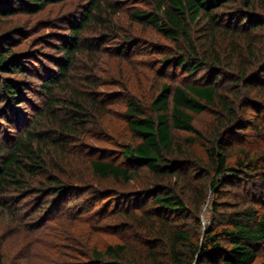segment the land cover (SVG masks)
<instances>
[{
	"label": "trees",
	"instance_id": "16d2710c",
	"mask_svg": "<svg viewBox=\"0 0 264 264\" xmlns=\"http://www.w3.org/2000/svg\"><path fill=\"white\" fill-rule=\"evenodd\" d=\"M68 1L0 0V24L17 12L36 14ZM85 1L66 23L69 33L51 35L54 56L41 54L54 70L27 71L29 59L13 53L11 32H0L1 127L27 120L20 108L24 87L1 74L39 79L46 98L21 135L0 142V209L11 218L16 208L28 238L48 232L56 217L80 219L68 252L55 250L45 264H65L62 258L70 264H264V0H150L151 11L125 13L113 0ZM127 13L130 23L174 45L163 49V77L184 76L150 88L147 100L126 95L124 128L112 135L105 123L111 96L100 93L105 80L89 68L79 76L78 56L112 52L104 46ZM88 30L96 36L85 37ZM123 39L113 49L118 54L138 45ZM204 113L214 120L208 133L195 128ZM95 126L117 139L115 154L87 144L101 142ZM78 147L88 150L84 160ZM143 171L149 182L140 190L117 192L116 184L129 185ZM208 194L211 221L203 227ZM85 195L104 203L83 219L87 207L72 202ZM25 200L28 210L20 215ZM110 236L117 239L102 243ZM1 244L0 264H6Z\"/></svg>",
	"mask_w": 264,
	"mask_h": 264
},
{
	"label": "rangeland",
	"instance_id": "374dc122",
	"mask_svg": "<svg viewBox=\"0 0 264 264\" xmlns=\"http://www.w3.org/2000/svg\"><path fill=\"white\" fill-rule=\"evenodd\" d=\"M85 2V0H69L66 3H52V5H49L36 14L17 12L12 17L2 21V24H0V32L2 34H4V32H11L10 34L13 35V53L17 55L23 54L22 57H27L29 59L26 64L27 71L29 69L36 73L43 65L46 68L54 70L55 67H53L51 61L41 56V54L54 56L53 49L49 47L51 45V39H53L51 35L53 33L67 35L69 32L66 29V23L69 19L75 20V17H78L77 15L82 11ZM113 2L119 5L124 13L126 11L132 12L135 9L147 11L153 9L150 0H113ZM128 14L129 13L126 15L121 14L119 16L117 19L119 31L111 38L112 41L104 46V48L109 47L112 52H104L103 54L98 53L96 54L97 56L94 55L90 59L85 55L78 56L79 76H83L82 73L89 68L94 69V76L97 75L105 80L104 85H102L100 89V93L102 95L111 96V101H109L108 105L109 112L106 116L105 123L108 125L112 135L116 133L117 130L122 133L124 128V124L121 122L120 118L126 107L124 105V97L126 95L132 94L137 98L147 100L149 97L148 92L151 90L150 88L153 89L157 84L163 81L173 84L180 83V80L184 76L178 71L176 78L169 76V74L163 77L160 61L164 57L163 54L166 53L165 50L174 47V45L161 38L153 29L130 23ZM16 30L21 31L22 35L18 36L20 33L16 32ZM84 36L95 37L96 33L88 30ZM124 37H131L138 45L128 51L122 52L120 50L118 54L113 49H118L117 47L124 42ZM164 48L166 49L163 50ZM37 74L38 73H36V75ZM1 76H3V78L7 76L11 79L18 80L21 86L24 87V101L20 108L22 111L26 112L27 120L24 119L26 121H23V124L16 123L12 125L11 129L8 127H1L0 125V142L6 140L7 134H9V138H11L9 140L14 141L16 137L22 134L24 129L30 126L32 118L42 109L41 107L46 98L44 95H41L38 90L39 79L14 73L1 74ZM3 108L5 109L3 102L0 100V115ZM13 114L9 113V116L14 118ZM195 119V128L198 131L208 133L212 129L214 120L210 114L204 113V115L198 116ZM3 122L4 120L0 119V123ZM92 130L101 142L97 143L96 141L89 140V143L87 142L89 146L91 145L93 149L99 147L98 149L108 150L109 152L114 150V154L117 152V147L114 145V143H117V139L114 140L111 134H100L101 131H99V127L95 126ZM177 136L183 138L187 137L186 134L182 133H177ZM9 140H7L8 143L11 142ZM259 143L261 142L254 140L253 148L258 146ZM81 149V147H78L75 150L80 152ZM194 151L198 156L203 157V152L197 146L194 147ZM86 153H88L87 149L84 152L82 150V153L79 154L81 160L85 159L84 155ZM107 155H109V153H107ZM147 182H149L148 174L146 171H143L140 172V178L129 185L123 186L116 184L117 192L137 191L140 190L141 184ZM104 185L106 188L107 186H111L109 182ZM91 199L90 195H85L80 196V198H75L74 202H72L73 205L79 203L81 206L87 207L86 210H88V213L83 214V217H81L83 219H85L86 216H91L93 211H95L101 203L103 206L104 202L102 200H98L96 203L92 204L90 201ZM212 200V195L208 194L206 204L199 216L203 227L211 221L210 206L212 205ZM21 202L22 204L20 203V205L17 206L20 215L28 210V206L25 204L27 203L26 200ZM15 210L16 208H14V211ZM14 211L11 210L10 218V216H7L9 213L8 211L4 212L0 209V241L2 242V253L4 257H6V264H45V260L50 259L55 250L68 252L67 249L70 247V239H73V236H76L81 228L77 222V219L80 220L79 218L73 217V219H71L72 221H63V217L61 216L59 218L56 217L58 222H55L56 219L48 221V226H51V228L44 234L48 233L51 237L46 238V235H41L44 230H40L29 235L31 238H28L25 231L20 228L23 224L21 218L17 217ZM63 212L62 214L65 213ZM9 219L14 220L12 226H9ZM73 223H75V226ZM101 238H103L102 243L115 241L117 239V237L113 236ZM61 262L70 264V261L64 258L61 259Z\"/></svg>",
	"mask_w": 264,
	"mask_h": 264
}]
</instances>
